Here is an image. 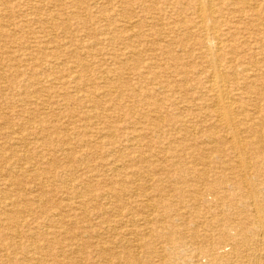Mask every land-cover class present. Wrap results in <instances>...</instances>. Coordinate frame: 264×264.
Listing matches in <instances>:
<instances>
[{"label": "rangeland", "instance_id": "obj_1", "mask_svg": "<svg viewBox=\"0 0 264 264\" xmlns=\"http://www.w3.org/2000/svg\"><path fill=\"white\" fill-rule=\"evenodd\" d=\"M250 1L253 5L258 3L259 9L252 10L250 5L244 7L239 0L227 4L224 10L227 21L230 20L231 25L236 27L228 29L226 25L223 28L224 32L231 31L229 34L234 35L238 48L240 60L233 62L234 67L242 64L253 67L250 75L260 73V81L264 83V50L258 45V40L264 41V30L260 25L261 22L264 23V0ZM193 2L194 0H128L126 3L123 0H0V73L6 76L0 80V146L4 149L3 152L12 154V147L15 145L13 137H19L24 130L30 131L25 133L32 138L29 140L32 142L25 149L29 150L31 164L39 172L37 179L29 175V168L24 170L26 173H15V166L24 163L20 160V152L13 154L7 164L0 157V193L17 194L11 208L7 206V202L0 200V252L16 257L17 261L10 262L11 257L6 263L0 260V264H39L36 259L39 254L32 253L35 245L26 240V237H23L25 244H19L18 235L25 231H46L47 226L52 224L45 219L46 211L58 218L63 217L61 220L67 230L75 232L90 228L96 215L89 219L83 214L78 215L82 219L72 217L70 207L65 206L69 197H72L71 193H67V187L77 185L86 189L91 185L94 191L93 194L90 191L89 195L96 199L98 192L117 186L113 179L121 175L120 169L125 164L123 171L132 164L129 161L126 163L127 157L123 158L122 154L137 157L145 153L148 163L164 162L163 167L157 171L159 176H165L163 173L168 168L174 173L180 160L186 159L189 165L193 164L191 152H197L193 149L203 146L201 141L206 136L180 143L179 150L183 151L170 153L163 160L161 150L170 147L169 141L173 138L165 134L170 125L168 121L160 129L153 125L161 116L168 118L174 114L179 116L180 121L188 117L185 110L187 104L181 98L185 87L183 76L175 71L178 65L184 66L186 71L201 65L202 57H199V51L194 46L200 32ZM225 52L228 53L227 50ZM133 53L135 54L132 55ZM178 54L180 58L177 57ZM81 62L86 63L85 67ZM14 68H19L21 73L16 75ZM194 77L192 74L188 76L189 80ZM107 85L120 94L118 98L105 97L101 93L102 87ZM80 87L97 93L92 94L101 100L99 108L104 113V119L94 117L93 112L89 115L86 111L88 108L92 109L89 101L74 96L79 91L78 96L82 95ZM186 91L191 92L189 87H186ZM37 99L45 101L46 108L37 103ZM183 111L184 114L181 113ZM34 119L36 123L33 122ZM73 123L76 124L74 128L67 130L68 125L73 126ZM113 125L122 127L119 133H113H116L114 138L109 137L110 127ZM129 129L142 131L141 139L138 138V132L135 140V135L130 138L127 135ZM35 131L39 134H34ZM172 131L182 141L184 133L180 128ZM100 137L108 142L111 139L116 141V146L112 148L109 143H102L104 147L99 148L91 145L98 142ZM83 138L89 139V146L79 143ZM69 139L75 142V152H69L68 147L63 145V141ZM129 140H140L142 149L134 145L135 148L130 152L126 149L131 143ZM23 143L20 140L17 145ZM189 146L193 147L189 150ZM115 150L119 152L116 153ZM54 157L59 160L57 165L52 162ZM142 164L134 162L136 168H140ZM52 172L56 173L55 178L47 180ZM10 173L15 179H10ZM39 178L43 180V189L48 191L43 197L40 196L43 192L40 187L32 188ZM39 197L45 200L44 204L35 201ZM103 201L99 199L95 203ZM96 206L94 203L89 205V211L97 213ZM109 209L108 205V216L111 213ZM12 210L17 212L16 218L10 217ZM135 210L140 213L138 208ZM54 229L58 231L59 228ZM61 234L55 239L66 243L68 235H63L66 234L63 232ZM82 235L84 240L89 239L90 242H82L84 245L81 244L78 248H62L57 240L50 244L40 235L36 244H40L49 253L47 263L59 261L58 264H104L106 260L97 249V238H93L91 232ZM11 242L15 245L8 247L6 244Z\"/></svg>", "mask_w": 264, "mask_h": 264}, {"label": "bare ground", "instance_id": "obj_2", "mask_svg": "<svg viewBox=\"0 0 264 264\" xmlns=\"http://www.w3.org/2000/svg\"><path fill=\"white\" fill-rule=\"evenodd\" d=\"M127 1L123 0L124 3ZM232 1L234 0H194L193 10L200 32L199 39L197 42L194 41V46L199 51V57H202L201 65L188 71L184 66L178 65L175 71L183 76L185 87L181 92V98L187 104L185 110L188 117L180 121L179 116L171 114L168 118L161 116L153 124L156 129H160L165 121H168L170 125L165 134L173 138L169 141L170 147L167 146L161 150L163 160L170 153L183 151L179 150L180 143L206 136L201 141L203 146L193 149L197 152L192 151V155L190 153L193 164L189 165L186 159V162L180 160L174 173L168 168L164 173L162 172L165 176H159L157 171L163 167L164 162L148 163L149 160L145 153L137 157L122 154L123 158L127 157L125 162L129 161L132 164L123 171L125 164L120 169L121 175L113 179L117 186L98 192L96 199L89 195L90 191L92 194L94 191L91 185L86 189L77 185L68 186L67 193H71L72 197H69L65 206L70 207L72 217H76L77 220L82 219L78 217L80 214L88 219L96 215L95 221H91L90 228L73 232L71 229H66L64 221L61 220L64 219L63 217L58 218L46 211L45 219L52 223L47 226L46 231L41 233L37 230L25 231L22 235H18L19 244L24 245L23 237H26V240L35 245L36 252L32 251V253L39 254L36 258L39 264L59 263V261L47 263L46 257L49 253L40 244H36L39 235L50 244L57 240L62 248H78L81 247L82 242H90L89 239L84 240L82 235L89 232L93 238H97V249L106 260L104 264H264V83L260 81V73L250 75L253 67L242 64L236 68L233 65V62L240 60L238 48L234 35L229 34L231 31L225 30L224 32L223 28L226 25L228 29L236 27V25H231L230 20L227 21V13L224 11L225 6ZM239 3L244 7L250 5L252 10H258L260 7L258 3L253 5L250 0H239ZM260 25L264 30V23L261 22ZM258 45L264 50V41L258 40ZM177 57L180 58V54ZM196 57L199 59L198 56ZM81 63L85 67L86 63ZM13 70H16V75L21 73L19 68ZM191 74L195 77L189 80L188 76ZM5 77L0 73V80ZM110 87V85L103 86L101 93L105 97L118 98L120 94ZM186 87L190 88V93H187ZM80 89L82 95L78 96L79 91L74 96L89 101V107L92 109H86L88 114L93 112L94 117L104 119V113L99 108L101 100L94 95L97 93L91 89L84 90L81 87ZM36 101L46 108L45 101H38V99ZM181 113L184 114V111ZM33 122L36 123V119ZM74 125L76 124L68 125L67 130L73 129ZM110 128L109 137L113 138L116 137V133H113L122 129L119 125H113ZM177 128L184 133L182 141L173 134L172 130ZM25 131L30 133L24 130L19 137H13L15 145L12 147L14 151L12 154L3 152L4 149L0 146V157H2L1 161L7 164L13 158V154L20 152V160L24 163L15 166V173L25 172L24 170L29 168V175L37 179L39 172L37 167L31 164L32 156L29 150L25 149L27 144L32 142L29 141L32 138ZM136 132H138V138L141 139L142 131L136 129H129L127 135L129 134L130 138L135 135V140ZM34 134L39 133L35 131ZM20 140L24 143L18 146L17 143ZM111 140L108 142L104 140V137H100L98 142L91 145L99 148L103 146L102 143H109L113 148L116 146V141ZM129 141L131 143L126 149L130 152L135 148L134 145L142 149L143 144L140 140ZM88 142L89 139L83 138L79 143L89 146ZM74 143L70 139L63 141V145L68 147L69 152L76 151ZM192 147L189 146V150ZM68 157L71 159V156ZM52 160L54 165L59 163L56 157ZM136 161L143 163L141 167L139 166L140 168L134 165ZM114 167L116 166H112ZM7 172L9 173V169ZM55 175L56 173L52 172L47 176V180L55 178ZM9 177L15 179L12 173ZM139 178L144 181L141 182ZM42 182L43 180L39 178L34 184L36 186L32 187L35 189L40 187L43 191L40 194L41 197L48 193L43 189ZM16 197L17 194L13 195L11 192L0 193L1 202H7L9 208ZM41 197L36 198L35 201L38 200L44 204L45 200ZM99 199L105 202L95 203ZM93 203L97 205V213H91L88 209ZM108 205L111 211L110 216L107 215ZM135 208H138L140 213ZM16 213L12 210L10 217L16 218ZM54 228L59 229L55 231ZM61 232L66 233L63 235H68L65 238L66 243L55 239L59 237L58 235H62ZM6 245L10 247L15 243L11 242ZM10 258V262L17 261L16 257L0 252V260L3 262L6 263Z\"/></svg>", "mask_w": 264, "mask_h": 264}]
</instances>
